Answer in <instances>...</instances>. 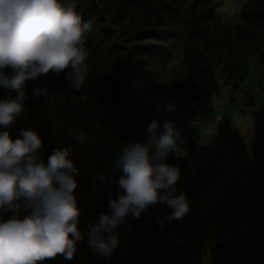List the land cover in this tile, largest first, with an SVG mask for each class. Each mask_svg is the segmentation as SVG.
<instances>
[{"label":"clouds","instance_id":"1","mask_svg":"<svg viewBox=\"0 0 264 264\" xmlns=\"http://www.w3.org/2000/svg\"><path fill=\"white\" fill-rule=\"evenodd\" d=\"M92 30V21L83 20L76 11L75 0H0V87L17 93L15 98L0 99V126L11 127L24 111V86L29 79L49 70H67L73 87L84 86L85 40ZM6 67L14 74L6 75ZM42 92L34 90L35 95ZM174 107L168 103L165 111ZM146 131L147 142L122 147L116 161L122 175L116 183L123 191L109 199L111 211L88 226V244L94 253L109 256L118 246L115 230L128 214L139 218L149 206L167 204L172 211L158 221L163 224L164 219H183L189 211L186 195L174 194L179 168L164 162L169 154L187 155L174 121L165 120L161 127L154 119ZM78 138L83 141L84 135ZM42 145L32 129L21 130L15 139L7 130L0 131V209L14 213L0 222V264H37L58 254L70 260L83 239L74 196L78 169L67 158L70 149H54L45 164L38 155ZM21 206L28 211L23 218L15 214Z\"/></svg>","mask_w":264,"mask_h":264},{"label":"crops","instance_id":"2","mask_svg":"<svg viewBox=\"0 0 264 264\" xmlns=\"http://www.w3.org/2000/svg\"><path fill=\"white\" fill-rule=\"evenodd\" d=\"M226 19L229 20L227 16ZM41 90L39 95L32 92L33 100L27 99L29 107L25 108L23 122L19 124L22 127L18 130L15 124L8 128L0 126V131L7 130L12 139L23 129L37 132L43 142L38 155L45 164L54 149H70L67 158L78 169L74 176L77 183L74 196L79 209L77 227L83 239L77 242L72 259L58 254L37 264H121L112 253L101 260L89 247L87 233L90 223H99V216L111 211L109 199L123 191L116 183L122 175L116 161L122 147L130 141L100 122L102 103L97 96ZM221 112L224 119L218 134L209 132V122L188 114L154 112L134 119L146 136L140 143L150 138L146 129L152 120L159 121L161 127L165 120L174 121L187 155L169 154L164 162L179 168L174 194L186 195L189 211L181 226L177 219H164L161 224L158 221L166 218L172 209L157 202L142 211L139 218L128 214L117 226V234L131 233L138 244L155 239L177 243L186 250L177 264H264V237L258 241L264 227V149L253 155L249 143L243 141L246 137L264 140V116L254 118L232 109ZM40 123L46 134L42 133ZM80 134L84 135L83 141L78 138ZM13 214L12 210L0 209V222ZM15 214L23 218L28 211L21 206ZM241 218L250 221L243 236L230 246L206 249L211 242L206 235L209 230ZM192 241H198L201 248L187 249Z\"/></svg>","mask_w":264,"mask_h":264},{"label":"trees","instance_id":"3","mask_svg":"<svg viewBox=\"0 0 264 264\" xmlns=\"http://www.w3.org/2000/svg\"><path fill=\"white\" fill-rule=\"evenodd\" d=\"M192 3L188 5V2ZM63 3V0H60ZM213 0H80L76 11L83 20H91L93 30L86 33L85 47L88 52L87 80L76 89L66 78V72L49 70L36 79L25 82L26 97L33 100L32 92L47 88L80 96H97L102 103L100 122L118 131L130 142L146 140L142 129L132 124L130 117L143 118L152 111L165 110L170 96L163 98L162 88L156 83L168 77L165 44L176 36L173 19L185 13L190 26L183 44L182 63L192 80L182 87L185 97L190 98L187 107L174 103L168 113L190 112L196 114L201 107V116L209 120L212 111V96L219 90L214 76L216 61H222L221 71L235 83L245 74L240 72L232 51L235 45L234 31L244 39L261 37L253 24L264 25V0H247L241 9L239 23H223L215 15ZM195 9L196 11H194ZM111 16L113 27L106 28V16ZM224 53H230L225 57ZM240 58L247 56L238 54ZM233 67V68H231ZM6 75L14 70L6 67ZM50 76H53L51 80ZM15 90L0 87V99L15 98ZM194 107V108H193ZM195 109V110H192ZM40 129H46L40 123Z\"/></svg>","mask_w":264,"mask_h":264},{"label":"rangeland","instance_id":"4","mask_svg":"<svg viewBox=\"0 0 264 264\" xmlns=\"http://www.w3.org/2000/svg\"><path fill=\"white\" fill-rule=\"evenodd\" d=\"M80 0H75L77 4ZM247 0L244 1V3ZM65 0H63V3ZM192 2L189 1V6ZM242 3V5L244 4ZM226 0H213L212 8L215 15L223 23H228L230 25H235L239 23L242 5L239 10L238 16L233 20L226 19L225 11L223 10ZM196 11L195 9H193ZM174 26L177 30L176 36L172 38L169 42L165 44V55L167 57L168 66V77L166 81L156 83V85L162 88V96L166 98L170 96V102L180 107H187L190 103V98L185 97L182 87L188 84L192 78L189 76L185 65L182 63L183 57V44L185 41V36L190 22L188 21V16L183 13L177 15L173 19ZM264 23V22H262ZM106 28L113 27L111 24V16H106V22L102 25ZM261 36L264 35V25L260 23L253 24ZM235 45L232 51V56L234 60L239 64L240 72H244V78L235 83L232 77L229 75H224L220 70L222 67V61H216L214 66V76L218 80L219 90L216 94L212 96V111L208 114L209 120H206L201 116V107H199L196 114L190 112H182L175 114H188L190 116L198 117L204 122H209L213 119L216 112L221 109H232L233 111L241 112L243 114H248L254 118L264 116V39L261 37H253L251 39H244L238 35V31H234ZM238 54H243L247 56L245 58H240ZM225 57H230V53H224ZM233 68V67H231ZM53 80V76H50ZM194 108V107H193ZM195 110V109H192ZM26 109L15 117V125L18 126V130L21 126L20 123L23 122L24 113ZM168 113L165 110L152 111ZM100 115H102L100 113ZM146 117V116H145ZM136 117H130L132 124H135L134 119ZM21 134V133H20ZM20 134L16 135L15 138L19 137Z\"/></svg>","mask_w":264,"mask_h":264},{"label":"built area","instance_id":"5","mask_svg":"<svg viewBox=\"0 0 264 264\" xmlns=\"http://www.w3.org/2000/svg\"><path fill=\"white\" fill-rule=\"evenodd\" d=\"M223 113L216 112L213 119L208 123V130L211 134H218L223 125ZM244 142L249 143L252 154L264 149L262 137H246ZM235 163V160L232 161ZM250 221L241 218L235 222H228L209 230L206 235L211 242L206 249L212 247L230 246L234 240L243 236L249 226ZM178 226L183 224V219H177ZM260 238L264 237V227L259 233ZM118 246L111 252L113 258L121 264H177L180 256L186 251L177 243H170L164 239H155L151 242L138 244L131 233H118ZM186 248L192 250L200 249L198 241L190 242ZM59 256L63 257L59 254ZM103 260L106 256L98 253Z\"/></svg>","mask_w":264,"mask_h":264},{"label":"bare ground","instance_id":"6","mask_svg":"<svg viewBox=\"0 0 264 264\" xmlns=\"http://www.w3.org/2000/svg\"><path fill=\"white\" fill-rule=\"evenodd\" d=\"M243 1L244 0H226L223 10L230 20H233L238 16Z\"/></svg>","mask_w":264,"mask_h":264}]
</instances>
